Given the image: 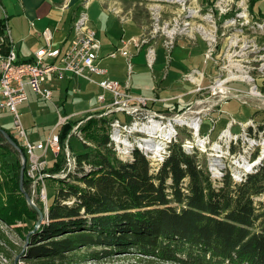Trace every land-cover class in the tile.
Here are the masks:
<instances>
[{"label": "built area", "instance_id": "built-area-1", "mask_svg": "<svg viewBox=\"0 0 264 264\" xmlns=\"http://www.w3.org/2000/svg\"><path fill=\"white\" fill-rule=\"evenodd\" d=\"M88 1L85 0L75 13L71 32L62 46L52 47L53 29L45 28L39 32L43 45L29 60H20L15 53L8 37L7 25L0 37V47L7 45L4 52L0 51V113H7L10 133L17 140L24 157L23 180L28 182L26 193L30 197V202L26 203L31 208L42 206L44 218L48 214L45 182L54 178L67 179L68 174L78 171L70 140L76 137L78 144L90 145L80 131V127L89 119L108 120V146L113 148L120 161H132L133 151H139L149 161V171L153 173L165 161L169 153L168 145L179 140V128L194 131L192 139H183L181 142L187 153L207 151L209 132L200 134L199 127L203 119L208 118L212 124L209 131H213L216 119L209 116L214 110L210 107H219L227 100L237 99L247 104L256 101L258 108L264 110V93L256 85V79L264 76V20L252 14L250 0H207L209 6L203 16L208 21L207 26L202 23L193 25L191 22L199 18L200 9L189 10L182 23L174 19V23L160 26L161 8L172 2L151 0V14L155 23L148 37L121 39L119 47L107 53L109 59L117 56L124 58L127 78L121 82L105 77L106 70L100 64V41L87 16ZM185 2L180 0L174 3L184 6ZM62 7L66 8V5ZM198 37L206 45L202 56L204 63L211 64L214 74L198 69L183 74L182 80L191 85L190 94L195 96L192 104L179 112L167 114L154 107L155 103L163 104L162 100L156 97L143 98L131 91L132 54L127 47L130 46L136 53L144 49L146 65L152 68L157 43H161L169 56L177 40L190 41ZM5 39L8 42L5 43ZM70 78H79L94 85L97 88L96 102L86 111L61 116L58 104L51 100L52 85ZM233 83L246 88L232 86ZM26 87L41 100L50 102L58 115L57 124L45 139L37 142L29 137L17 109L28 100ZM70 93H78V90L71 88ZM207 102L212 104L205 109H194L195 105ZM118 114L123 115L122 119H119ZM73 116L77 118L72 119ZM68 122L74 123L61 141L59 129ZM236 126L239 132L232 131L231 128ZM213 143L219 149L215 150L214 145L208 148L206 163L207 171L217 185H220V179L226 173H229L232 183L238 184L256 167L264 166V123L257 122L255 118L238 122L230 117L219 133L217 142ZM58 155L64 161V168L50 174L48 169ZM83 170L84 173L88 172L90 166L84 164Z\"/></svg>", "mask_w": 264, "mask_h": 264}, {"label": "trees", "instance_id": "trees-1", "mask_svg": "<svg viewBox=\"0 0 264 264\" xmlns=\"http://www.w3.org/2000/svg\"><path fill=\"white\" fill-rule=\"evenodd\" d=\"M250 1L252 8L256 1ZM5 19L0 18V37ZM1 46L4 52L7 45ZM73 123L60 127L61 141ZM107 123L89 119L80 127L90 145L73 148L75 174L52 179L58 188L35 230L37 213L19 190V155L0 133V223L32 222L23 250L0 229L4 260H12V254L3 245L26 264H82L128 256L166 264H264V166L238 184L226 173L217 185L206 158L196 150L187 153L180 139L168 145L165 161L150 173L149 161L139 151H133L132 161L117 158L108 146ZM0 128L19 145L10 131ZM63 163L58 155L48 172H60ZM84 164L90 166L86 173ZM23 190L28 191L27 180Z\"/></svg>", "mask_w": 264, "mask_h": 264}, {"label": "rangeland", "instance_id": "rangeland-1", "mask_svg": "<svg viewBox=\"0 0 264 264\" xmlns=\"http://www.w3.org/2000/svg\"><path fill=\"white\" fill-rule=\"evenodd\" d=\"M0 0V13L2 12V2ZM186 4L184 6L178 3H170L171 5H166L161 8L160 11V26L165 23H174V19H176L177 23H182L184 20V16L188 15L189 10L200 9L199 18L192 19V24L196 25L198 23H202L207 26L208 21L203 17L208 9L209 3L207 0H185ZM253 12L254 15H258L260 11L261 14L264 15V0H255ZM89 2V1H88ZM94 2V0H93ZM104 5L109 7V11L114 12L121 22L123 36L122 39L130 40L136 39L139 37H148V32L152 29L155 20L152 18L151 7L153 3L151 0H103ZM94 7L92 3L91 7ZM168 7V8H167ZM91 10V9H90ZM89 17V12H88ZM130 24V25H129ZM129 25L130 29L125 28V26ZM130 31V32H129ZM121 32L116 29L115 35ZM133 35L130 37L129 35ZM175 48L173 51L167 56L164 48L161 47V43H158L156 49V58L155 64L152 68L147 67L145 62L144 49L139 52V54L135 55L131 58L133 70L131 74V91L134 94L139 95L143 98L156 97L157 99L169 98L164 101L166 104L155 103L154 107L156 109H161L165 111L167 114H174L183 110L187 105L192 104L191 97L184 95L185 97L179 98L178 95L181 93H186L190 89V84L188 82H183L182 76L185 72H188L191 69H203L204 68V59L202 53L205 50L206 45L201 40L200 37L197 39H192L190 41L179 39L175 43ZM204 63V65L202 64ZM105 67L108 68L110 73L122 75L126 77L127 69L126 63L123 58L117 56L115 59L110 60L106 58L102 63ZM121 73V74H120ZM206 73L212 75L214 71L211 68V64L206 66ZM210 78H208L209 80ZM122 81V79H121ZM120 81V82H121ZM264 78L256 79V85L259 88H262V82ZM232 86H238L242 88H246L245 86L239 83H233ZM73 86H70V88ZM75 87V86H74ZM70 88L68 89V97L65 101L64 106L62 107L58 104L59 113L61 116H65L71 114L73 112L79 113V111H85L87 108L93 106L94 98L91 97L95 94L93 91L94 86L87 84L85 81H80L76 85V88H79V93H70ZM54 96L51 98L54 104L59 103L58 94L56 91L53 92ZM26 95H28L29 107L27 108L26 102L22 103L17 109L21 113V123H23L24 127L33 129L34 134H37L38 137L44 139L47 134L52 130V128L57 124L58 115L53 108L52 104L48 101L40 100L37 95H34L33 92L26 87ZM203 96H206L203 95ZM91 97V99H90ZM178 97V98H174ZM171 98L174 100H171ZM190 100V101H189ZM178 104L173 108L172 104ZM253 107L247 103H242L237 99L227 100V102L222 103L219 108L220 115L214 113L212 116L216 118L213 131H209V120L203 119L204 121L201 123V127H199L200 134L206 135L209 134V142L206 145V152H199L200 156L203 158H207L206 154L209 153L208 148L214 145L213 142H217L219 133L222 131V127L226 124V121L231 116L235 121L247 120L250 116L254 117L257 122L264 123V110H261L257 106L256 101L251 102ZM212 103H202L199 105H195L194 109H205L208 105ZM214 105V104H213ZM217 105L213 106L210 109H216ZM226 113V114H224ZM201 115V114H200ZM119 119H122L123 115H117ZM191 116V115H189ZM5 117V116H4ZM209 117V116H208ZM77 117L73 116L72 119H76ZM207 118V117H205ZM9 118L5 117L0 119V126L3 125L4 129L10 131L11 125L9 124ZM2 127V126H1ZM224 128V127H223ZM207 129V130H206ZM233 132H239L238 126L231 128ZM179 130V131H178ZM177 131L179 132V140L183 139H192L194 131L189 128H179ZM257 138V137H256ZM70 145L73 148L78 147V142L76 137H72L70 140ZM10 159L9 161H11ZM46 193L48 194V203L50 204L56 194L55 191L58 188L57 180H46ZM0 229L4 232V235L8 240L12 243L13 246H16L18 249H25L28 244L25 242V238L27 236V231L29 227L32 225V222L29 220H17L13 223L12 226H6L0 223ZM35 226V225H34ZM2 245V244H1ZM4 249L8 250V253L12 254V260L3 259L0 255V264H26L18 260V256L15 255V252H11L8 247L2 246ZM82 264H166L161 263L159 261L148 262V260L142 258V260H137L135 257L128 256V258H116L114 260H100V261H86V263Z\"/></svg>", "mask_w": 264, "mask_h": 264}, {"label": "crops", "instance_id": "crops-1", "mask_svg": "<svg viewBox=\"0 0 264 264\" xmlns=\"http://www.w3.org/2000/svg\"><path fill=\"white\" fill-rule=\"evenodd\" d=\"M84 1L85 0H3L2 1L3 10L0 13V18L1 19L6 18L5 24L8 26V37L11 40L15 53H17L19 59L28 60L33 57L35 51L43 45V40L42 38H40L39 32H41L43 29L48 28V27L53 29L52 40H51L52 47L58 48L62 46V44L67 38L66 36H68L69 33L71 32L72 20L74 18V15L78 11V9L80 8V5ZM92 3L94 4V7L93 6L91 7ZM64 4L66 5V8L62 7ZM87 7H88L87 16L89 12L88 20L89 22H91L92 26L94 27L96 31V35L100 41V45H101L100 64L106 70L105 77H108L110 79L117 80V81H121V79L124 80L125 77H122L123 71H122V75H118V74L116 75L114 73H110L108 71V68L102 64L103 61H105L106 58H108L107 53L114 50L116 46L119 47L120 40L122 39V36H123V32L121 30L122 29L121 22L123 21L119 19L114 12L109 11V7L104 5L103 0H94V2L93 0H89ZM253 8L254 6H252L251 8V12L254 15ZM255 16H257L258 18H262L264 20V15L261 14L260 11L258 12V15H255ZM129 25L125 26V28L130 29ZM116 29L121 31L119 34L117 32L118 37L115 35ZM133 35L135 34H132L129 36L132 37ZM157 46H158V43L155 46L156 49H157ZM127 48H128V51L132 54V58L135 55L139 54V53H136L135 50H133V48H131L130 46ZM110 60H113V59H110ZM202 64L204 65V63ZM206 66L207 65H204L203 69H198V68L196 69H198L199 71H206ZM81 80L82 79H79V78L78 79L70 78V80L68 79L67 81L54 82L52 85V89H53L52 94L54 91L57 92L58 101H60L57 104H60L63 107L68 97V91H69L68 89L70 88V86H73L71 88L77 89L76 85ZM262 85L263 87L260 88V91L264 93V81L262 82ZM94 89L95 90L93 92L95 94L91 96L94 98L93 105H95V102H96L95 96L97 94V88L95 86H94ZM77 90L79 93V88ZM190 90H191V87L186 93L179 94L178 97L181 98V97H185L184 95H187L188 97H191V99L193 100L195 96L193 94L192 95L190 94ZM178 97H174V98H178ZM174 98L173 99L171 98V100H174ZM167 99L169 98H164L162 99V101L164 102ZM25 102L28 108L30 105L28 100ZM251 102H249V104L253 107V104ZM163 104H166V103H163ZM180 104L181 103H178V104L174 103L172 104V106L174 108L175 106L180 105ZM219 108L220 106L217 107L215 110H213L209 114V116L213 118L212 115L214 113H217V115L218 114L220 115ZM81 112L83 111H79V113ZM73 113H76V112H73ZM4 116L8 117L7 113L5 112L0 113V119L5 118ZM251 117L252 116H250V118ZM213 119H216V118H213ZM207 120L209 119L207 118ZM228 120L226 121V123L228 122ZM247 120H241L238 122H245ZM1 126L4 127L3 125ZM211 126L212 124L210 123L209 127ZM25 129L29 137H31L32 141L37 142L38 140H42V138L38 137L37 134H34L35 132H33V129H29L26 127Z\"/></svg>", "mask_w": 264, "mask_h": 264}, {"label": "water", "instance_id": "water-1", "mask_svg": "<svg viewBox=\"0 0 264 264\" xmlns=\"http://www.w3.org/2000/svg\"><path fill=\"white\" fill-rule=\"evenodd\" d=\"M0 133L2 134L3 138H5L6 142L11 145V147L15 150V152H17L19 154V157H20V170H19V190H20V193L23 194V197L25 199L26 202H30V197H29V194H27L24 190H23V172H24V157H23V154L22 152L20 151V148L19 146L13 141L12 138H10L8 136V134L2 129L0 128ZM65 204H69L70 201L68 202H63ZM48 199H47V202H46V208L48 210ZM34 210L36 211L37 213V221H36V224L33 228V230H35L40 224H41V221L42 219L44 218V208L41 206L40 208H37V207H33Z\"/></svg>", "mask_w": 264, "mask_h": 264}, {"label": "bare ground", "instance_id": "bare-ground-1", "mask_svg": "<svg viewBox=\"0 0 264 264\" xmlns=\"http://www.w3.org/2000/svg\"><path fill=\"white\" fill-rule=\"evenodd\" d=\"M169 1L172 2V3H174L175 1H176V2H180V0H169ZM213 148H214L215 150H217V149H219V146L214 145Z\"/></svg>", "mask_w": 264, "mask_h": 264}]
</instances>
